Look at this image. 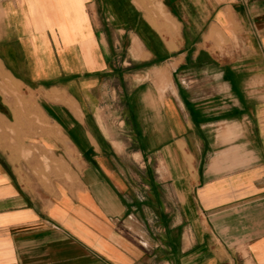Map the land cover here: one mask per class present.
<instances>
[{
  "label": "crops",
  "instance_id": "0c3cea01",
  "mask_svg": "<svg viewBox=\"0 0 264 264\" xmlns=\"http://www.w3.org/2000/svg\"><path fill=\"white\" fill-rule=\"evenodd\" d=\"M112 1L0 0V264H264V0Z\"/></svg>",
  "mask_w": 264,
  "mask_h": 264
},
{
  "label": "rangeland",
  "instance_id": "374dc122",
  "mask_svg": "<svg viewBox=\"0 0 264 264\" xmlns=\"http://www.w3.org/2000/svg\"><path fill=\"white\" fill-rule=\"evenodd\" d=\"M163 0H136V2L145 10L148 12H155L157 13L160 9H162L161 4ZM118 0L112 1V7L116 8V3H118ZM113 8V9H114Z\"/></svg>",
  "mask_w": 264,
  "mask_h": 264
}]
</instances>
